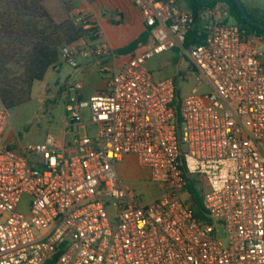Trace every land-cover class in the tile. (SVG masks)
Wrapping results in <instances>:
<instances>
[{"label": "built area", "instance_id": "1", "mask_svg": "<svg viewBox=\"0 0 264 264\" xmlns=\"http://www.w3.org/2000/svg\"><path fill=\"white\" fill-rule=\"evenodd\" d=\"M129 1L149 47L118 65L95 44L105 89L82 98L81 83L63 84L59 137L3 141L0 105V264H264V36L246 37L224 2L195 17L175 0ZM72 23L95 28L78 14ZM79 49L61 50L75 71ZM170 51L177 77L155 82L145 63ZM192 81L207 90L181 99L179 83ZM125 157L157 198L121 182Z\"/></svg>", "mask_w": 264, "mask_h": 264}, {"label": "trees", "instance_id": "2", "mask_svg": "<svg viewBox=\"0 0 264 264\" xmlns=\"http://www.w3.org/2000/svg\"><path fill=\"white\" fill-rule=\"evenodd\" d=\"M44 1L0 0V105L7 111L29 101L33 85L42 82L48 70L60 65L63 47L82 39L96 40L91 36L93 30L75 26L70 20L56 23L45 10ZM219 2L229 6L232 21L246 37L264 36L263 30L242 17L233 0H185L187 10L195 17ZM244 9L250 18L264 25ZM195 34L194 30L190 37ZM148 42L149 34L145 33L120 52L128 54ZM187 196L192 201L195 216L202 217L201 197L192 183Z\"/></svg>", "mask_w": 264, "mask_h": 264}, {"label": "rangeland", "instance_id": "3", "mask_svg": "<svg viewBox=\"0 0 264 264\" xmlns=\"http://www.w3.org/2000/svg\"><path fill=\"white\" fill-rule=\"evenodd\" d=\"M182 4L181 1H178L179 6ZM77 8H80L78 0H48L47 2V9L50 15L55 18H59L60 16L62 18L69 10ZM249 13L264 22L259 13L253 11ZM66 19L70 20V15L67 14ZM89 21L95 25L91 36L96 40H83L87 43L88 48L91 49L98 42H106L99 37L97 23ZM118 28L120 29L119 26ZM96 32L98 33L97 37L93 35ZM147 46L149 45L146 44L139 47L134 51V54L143 52L145 48H148ZM115 57V63L119 65L129 60L130 54H116ZM178 64L179 52L170 51L148 59L145 67L151 72L153 80L159 82L176 78L179 68ZM58 69L59 72L55 73V75L53 74V69H50L42 82H37L33 85L28 102L8 111V121L3 130V141L20 142L25 147L36 146L44 144L48 135L59 137L62 134L67 122L65 111L66 99L62 91L56 87V83L60 81V84H62L67 79H73L75 70L65 63L63 59H60ZM101 78L105 82V78ZM85 84H88V79L85 80ZM193 89H197L200 93L207 90L202 86H197L194 81L190 84L179 83V97L185 99ZM87 131L89 135H92L95 134L96 128L88 126ZM116 171L123 184L132 186L145 195L144 201L150 202L159 196L154 188L148 186V173L137 166L135 159L125 158L123 161H120L116 165ZM109 213H111V210ZM217 233L221 236L223 231L218 229Z\"/></svg>", "mask_w": 264, "mask_h": 264}, {"label": "crops", "instance_id": "4", "mask_svg": "<svg viewBox=\"0 0 264 264\" xmlns=\"http://www.w3.org/2000/svg\"><path fill=\"white\" fill-rule=\"evenodd\" d=\"M78 1L80 3V8L69 10L62 18H60L61 16L59 18H55L50 15L49 10L47 9L48 0H45L43 2V6L56 23H62L65 20H69L66 19L67 14L70 15L71 21L73 16L78 14L81 17L96 22L99 28L100 39L105 41L109 45V47L112 48L115 55H123L124 53H121L120 51L126 49L129 45L137 41L143 34L147 33L146 29L143 26L139 11L129 0ZM175 1L177 5L178 1H181L183 4L181 6L178 5L179 8L182 10H187L185 0ZM240 1L242 5H244L246 9H248L249 12L253 11L259 13V15L262 16V19H264V0ZM118 26L120 27V29L118 28ZM76 44L79 45L80 49L76 54L75 60L80 66V70L74 72L73 80L83 85L82 98H87L90 95L104 90L105 82H103L102 78L96 71V64L90 57L91 49L88 48L87 43L82 39ZM147 44L150 45V42H148ZM134 51L128 53L130 54V58L136 55L134 54ZM108 62L110 64L115 63L112 60H108ZM59 66L53 68L54 75L55 73L59 72ZM70 79L65 80L62 84H60V81L57 82L56 87L59 88L63 93V84ZM86 79H88V84H85ZM125 158L133 159L132 157Z\"/></svg>", "mask_w": 264, "mask_h": 264}, {"label": "water", "instance_id": "5", "mask_svg": "<svg viewBox=\"0 0 264 264\" xmlns=\"http://www.w3.org/2000/svg\"><path fill=\"white\" fill-rule=\"evenodd\" d=\"M237 6V8L239 9L240 11V14L242 15V17L247 21L249 22L251 25L257 27V28H260L261 30L264 31V25L256 22L255 20H253L252 18H250L248 16V14L246 13L245 9H244V6L242 5L241 1L240 0H233Z\"/></svg>", "mask_w": 264, "mask_h": 264}]
</instances>
